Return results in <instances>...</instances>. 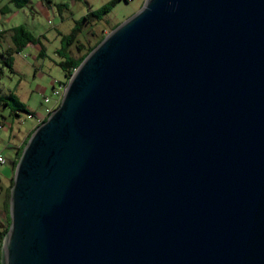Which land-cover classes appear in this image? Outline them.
<instances>
[{
	"label": "water",
	"instance_id": "water-1",
	"mask_svg": "<svg viewBox=\"0 0 264 264\" xmlns=\"http://www.w3.org/2000/svg\"><path fill=\"white\" fill-rule=\"evenodd\" d=\"M0 264H264V0H144L13 169Z\"/></svg>",
	"mask_w": 264,
	"mask_h": 264
},
{
	"label": "rangeland",
	"instance_id": "rangeland-1",
	"mask_svg": "<svg viewBox=\"0 0 264 264\" xmlns=\"http://www.w3.org/2000/svg\"><path fill=\"white\" fill-rule=\"evenodd\" d=\"M109 1L0 0V50L15 46L11 36L18 26L36 38L19 52H13L12 70L6 67L0 72V95L12 93L14 96V99H8V105L0 107V153L4 158V163L0 164L4 187L0 193V209L17 146L22 145L31 133L37 122L35 117L41 120L46 108L56 107L60 101L66 76L58 65L61 57L56 50L64 45L63 36L74 32L68 48L77 54L76 44L81 43V52H85L101 35H106L135 13L144 2L116 0L105 13H101L99 9ZM83 16L85 18L81 20ZM41 45L44 55H37ZM54 89L59 93L54 94ZM45 97L49 98L48 103L44 101ZM29 113L33 117H28Z\"/></svg>",
	"mask_w": 264,
	"mask_h": 264
},
{
	"label": "trees",
	"instance_id": "trees-1",
	"mask_svg": "<svg viewBox=\"0 0 264 264\" xmlns=\"http://www.w3.org/2000/svg\"><path fill=\"white\" fill-rule=\"evenodd\" d=\"M115 1L116 0H113V1L111 0L106 5H103L99 9L101 11V13H105L108 10L109 6H112L115 3ZM84 18L85 17L83 16L81 20H83ZM74 29H76V28H74ZM15 34H16L15 35V39H14L15 49L14 50L8 49V50H5V51L3 50V52L0 53V57L1 58L3 57L2 58L3 59L2 63L0 64V72H2L1 68H3V66L7 67L9 70H12L11 63H10V61H11L10 57L7 60V57H4V55H10V54L12 55L13 52H19L21 50V48L23 46H25L26 44L36 41V38H34L28 31H26L25 29H23L20 26L15 28ZM21 36H24V38L21 39ZM74 36H75L74 32H72L71 34L63 36L64 45L62 44V46L59 49L56 50L57 55H59V57H61V60L58 61V65H60L62 67L63 71H64V74L66 76V82H67L69 76L71 75V73L73 72V70L78 66V64L82 61V59L85 57V55L103 38L104 35L103 36L101 35L99 37V39L97 40V42H95L96 44L94 46H90L88 49H86L85 52H81L82 44L81 43H77L76 44L77 54H73L72 51L68 48V45L71 44V42L73 41ZM43 50H44L43 46L41 45V48L38 49L39 55H44ZM66 82L62 85V87H64ZM8 99H14V96H13L12 93H9L8 95H0V107L2 105H4V104L8 105L9 104L8 103ZM54 107H55V105L50 107V109L52 110ZM49 113L45 114L40 121H37V117H35L37 122L32 127L31 131L35 128L36 125H38L40 122H42L48 116ZM17 116H18V114H17ZM29 116H32V114L29 113ZM29 135H30V133L25 137V140H24L23 144L20 145L18 147V149L16 150V155H15V158H14V161H13V169H14V166H15V164H16V162L18 160V157H19V155L21 153V150H22L23 146L25 145ZM11 184H12V178L10 179L9 189H10ZM9 189L6 192V203L7 204H8V200H9ZM8 224L6 225V227L2 231H0V246H1V242L3 240V237H4V235H5V233H6L7 229H8Z\"/></svg>",
	"mask_w": 264,
	"mask_h": 264
},
{
	"label": "crops",
	"instance_id": "crops-1",
	"mask_svg": "<svg viewBox=\"0 0 264 264\" xmlns=\"http://www.w3.org/2000/svg\"><path fill=\"white\" fill-rule=\"evenodd\" d=\"M17 33V32H16ZM15 33H14V35H12L11 36V41L13 42V44H14V39H15ZM29 44H31V43H28V44H26L25 46H28ZM8 49H12V50H14L15 49V46L14 47H8L7 49H5V50H8ZM1 52H3V50H0V53ZM37 55H39V53H37ZM4 57H7V60L9 59V57H10V59H11V61H10V63H11V68L13 69V65H14V57H13V55H4ZM3 58V57H2ZM1 57H0V64L2 63V59ZM3 68H6V67H4L3 66ZM2 69V68H1ZM2 71V70H1ZM47 103V102H46ZM50 107H52V106H50ZM49 107V108H50ZM28 117H29V115H28ZM18 147L19 146H17V148H16V150L18 149ZM12 175H13V164H12V169H11V174H10V177H9V180H7V186H6V189H5V193H4V196H3V201H2V204H1V209H0V231H2L5 227H6V225L9 223V213H8V204L6 203V192L8 191V189H9V185H10V179L12 178ZM2 177H3V175H2V173H1V175H0V193L2 192V190H3V183H2Z\"/></svg>",
	"mask_w": 264,
	"mask_h": 264
},
{
	"label": "built area",
	"instance_id": "built-area-1",
	"mask_svg": "<svg viewBox=\"0 0 264 264\" xmlns=\"http://www.w3.org/2000/svg\"><path fill=\"white\" fill-rule=\"evenodd\" d=\"M53 93H54V94H58L59 92H58L57 89H54V90H53ZM44 101L48 103V102H49V98L45 97V98H44ZM50 110H51L50 108H46V110H45V114L49 113ZM45 114H44V115H45ZM41 117H43V116H41ZM37 121H40V119L37 118ZM2 163H4V158H3L2 154L0 153V164H2Z\"/></svg>",
	"mask_w": 264,
	"mask_h": 264
},
{
	"label": "bare ground",
	"instance_id": "bare-ground-1",
	"mask_svg": "<svg viewBox=\"0 0 264 264\" xmlns=\"http://www.w3.org/2000/svg\"><path fill=\"white\" fill-rule=\"evenodd\" d=\"M105 35V34H104ZM103 36V35H102Z\"/></svg>",
	"mask_w": 264,
	"mask_h": 264
}]
</instances>
